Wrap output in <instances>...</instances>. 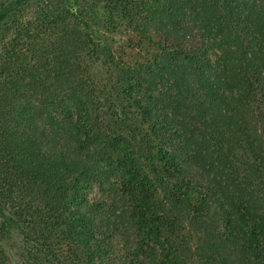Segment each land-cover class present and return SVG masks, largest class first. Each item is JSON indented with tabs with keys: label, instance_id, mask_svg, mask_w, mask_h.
I'll use <instances>...</instances> for the list:
<instances>
[{
	"label": "trees",
	"instance_id": "16d2710c",
	"mask_svg": "<svg viewBox=\"0 0 264 264\" xmlns=\"http://www.w3.org/2000/svg\"><path fill=\"white\" fill-rule=\"evenodd\" d=\"M13 232L20 264H264V0H0V264Z\"/></svg>",
	"mask_w": 264,
	"mask_h": 264
},
{
	"label": "rangeland",
	"instance_id": "374dc122",
	"mask_svg": "<svg viewBox=\"0 0 264 264\" xmlns=\"http://www.w3.org/2000/svg\"><path fill=\"white\" fill-rule=\"evenodd\" d=\"M96 197H97V191L94 187V188H92V191L87 195V199L89 201H92V200L96 199ZM17 240H18V238H17L15 232H13L7 241L8 247H7L6 251H7L8 255L10 256V259L12 260L13 264H20L19 260L17 258Z\"/></svg>",
	"mask_w": 264,
	"mask_h": 264
}]
</instances>
